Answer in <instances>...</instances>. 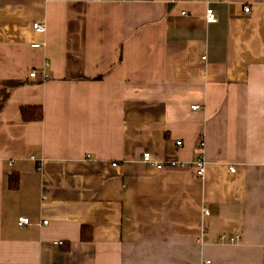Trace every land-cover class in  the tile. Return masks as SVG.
Masks as SVG:
<instances>
[{
    "label": "crops",
    "instance_id": "0c3cea01",
    "mask_svg": "<svg viewBox=\"0 0 264 264\" xmlns=\"http://www.w3.org/2000/svg\"><path fill=\"white\" fill-rule=\"evenodd\" d=\"M0 264H264V0H0Z\"/></svg>",
    "mask_w": 264,
    "mask_h": 264
},
{
    "label": "built area",
    "instance_id": "2783aa9c",
    "mask_svg": "<svg viewBox=\"0 0 264 264\" xmlns=\"http://www.w3.org/2000/svg\"><path fill=\"white\" fill-rule=\"evenodd\" d=\"M249 9H250V7L249 6H247V7H245V10L246 11H249ZM206 19H207V22L208 23H213V22H215L216 21V16H215V12H214V9H212V8H208L207 9V14H206ZM33 28L36 30V31H39V32H44L45 31V29H46V27H45V25H43V24H41V23H39V22H36V23H34L33 24ZM34 46H39V44H35ZM36 75V72L35 71H32L31 73H30V76H35ZM192 108L193 109H200L201 108V105H199V104H194L193 106H192ZM181 143V141H178V144H180ZM199 145L201 146L200 148H202L203 147V145H204V141L201 139L200 141H199ZM143 158H144V161H151L152 159H151V156H150V153H148V152H146L145 154H143ZM196 165H197V167H198V173L201 175V176H204L205 175V171H206V167H205V163H204V161H203V157L202 156H200L198 159H197V161H196ZM157 167H161V165H156ZM204 212H206L207 213V209H205L204 210ZM45 224H47V221L45 220V221H43ZM31 222H30V219L28 218V217H25V216H21V217H19L18 218V224L20 225V226H25V225H29ZM223 237V239H226L228 242H230V243H235V242H237V241H239V239L241 238V237H239V236H231V237H227L226 235H222ZM208 262V261H207ZM207 262H205V263H207Z\"/></svg>",
    "mask_w": 264,
    "mask_h": 264
},
{
    "label": "trees",
    "instance_id": "16d2710c",
    "mask_svg": "<svg viewBox=\"0 0 264 264\" xmlns=\"http://www.w3.org/2000/svg\"><path fill=\"white\" fill-rule=\"evenodd\" d=\"M22 117L24 120H40L43 117V111L41 106H24L22 107ZM81 239L87 241L91 239V228L89 226L83 225L81 228Z\"/></svg>",
    "mask_w": 264,
    "mask_h": 264
}]
</instances>
